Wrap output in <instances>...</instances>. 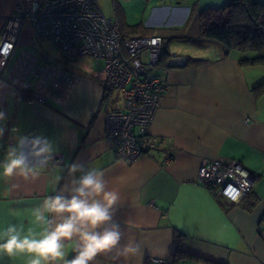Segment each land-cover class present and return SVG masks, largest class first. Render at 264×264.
<instances>
[{"label": "crops", "instance_id": "0c3cea01", "mask_svg": "<svg viewBox=\"0 0 264 264\" xmlns=\"http://www.w3.org/2000/svg\"><path fill=\"white\" fill-rule=\"evenodd\" d=\"M145 1L138 22L130 21L127 7L115 8L109 18L125 33L163 38L164 56L153 75L166 89L150 126L158 147L133 162L118 158L104 137L105 115L123 102L118 91L106 94L103 62L66 58L25 24L0 72V109L8 113L9 127L43 132L60 150L35 180L0 178V227L22 223L39 232L32 209L53 193L57 177L67 182L64 166L79 160L102 170L120 192L115 219L122 243L139 245L136 254L114 260L113 252L99 264H146L150 257L170 264H264V65L243 66L239 60L253 53L225 56L220 43L199 39L200 13L230 0ZM253 1L264 6V0ZM22 2L0 0V32ZM215 158L240 161L253 176L250 193L234 202L199 184V163ZM176 236L181 250L196 259H173ZM27 260L24 254L0 256V264Z\"/></svg>", "mask_w": 264, "mask_h": 264}, {"label": "built area", "instance_id": "2783aa9c", "mask_svg": "<svg viewBox=\"0 0 264 264\" xmlns=\"http://www.w3.org/2000/svg\"><path fill=\"white\" fill-rule=\"evenodd\" d=\"M25 24L32 27L36 40L52 41L66 58L87 55L102 60L105 92L118 91L123 102L122 108L105 115L104 137L118 158L133 162L158 147L150 126L166 89L165 82L153 75L165 51L160 35L123 39L116 20L105 16L96 0H23L0 32V72ZM161 156L164 162L171 160L166 151ZM252 181V174L238 160L206 159L197 169L199 184L234 202L250 192ZM146 264L170 262L150 257Z\"/></svg>", "mask_w": 264, "mask_h": 264}, {"label": "clouds", "instance_id": "9594fccd", "mask_svg": "<svg viewBox=\"0 0 264 264\" xmlns=\"http://www.w3.org/2000/svg\"><path fill=\"white\" fill-rule=\"evenodd\" d=\"M8 120V113L0 109V178L35 180L56 160L59 145L43 132H26L19 124L9 127ZM62 170L67 182L57 177L53 193L31 211L32 222L41 230H25L22 223L0 227V256L24 254L27 264H99V257L113 252L114 260L136 254L135 241L122 243L121 225L115 219L122 198L109 187L105 173L79 160Z\"/></svg>", "mask_w": 264, "mask_h": 264}, {"label": "trees", "instance_id": "16d2710c", "mask_svg": "<svg viewBox=\"0 0 264 264\" xmlns=\"http://www.w3.org/2000/svg\"><path fill=\"white\" fill-rule=\"evenodd\" d=\"M199 26V39L220 43L225 56L230 55L232 51L249 52L254 55L240 59L241 65H264V6L261 4L253 0H230L219 8H207L199 15ZM118 27L123 39L131 35L123 32L119 24ZM133 35L158 34L147 32ZM164 52L161 58L164 56ZM188 63L191 64L189 61ZM194 63L201 64L202 62L196 61ZM179 242V237L176 236L173 249L174 260L197 258L182 251Z\"/></svg>", "mask_w": 264, "mask_h": 264}, {"label": "rangeland", "instance_id": "374dc122", "mask_svg": "<svg viewBox=\"0 0 264 264\" xmlns=\"http://www.w3.org/2000/svg\"><path fill=\"white\" fill-rule=\"evenodd\" d=\"M101 11L107 17H113V11L115 8L127 7L131 20L138 22L141 19V13L144 10L146 1L145 0H96ZM137 19V20H132ZM102 61V60H101Z\"/></svg>", "mask_w": 264, "mask_h": 264}]
</instances>
